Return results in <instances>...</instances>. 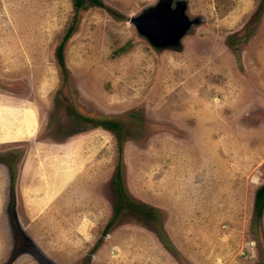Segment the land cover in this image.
I'll return each instance as SVG.
<instances>
[{
    "label": "rangeland",
    "instance_id": "rangeland-1",
    "mask_svg": "<svg viewBox=\"0 0 264 264\" xmlns=\"http://www.w3.org/2000/svg\"><path fill=\"white\" fill-rule=\"evenodd\" d=\"M103 1L62 68L73 0H0V264H264L261 0H185L162 49L131 21L159 0Z\"/></svg>",
    "mask_w": 264,
    "mask_h": 264
},
{
    "label": "water",
    "instance_id": "water-1",
    "mask_svg": "<svg viewBox=\"0 0 264 264\" xmlns=\"http://www.w3.org/2000/svg\"><path fill=\"white\" fill-rule=\"evenodd\" d=\"M186 9L185 0H159L132 17L131 21L155 48L178 46L190 27L198 22L197 19H190Z\"/></svg>",
    "mask_w": 264,
    "mask_h": 264
},
{
    "label": "trees",
    "instance_id": "trees-1",
    "mask_svg": "<svg viewBox=\"0 0 264 264\" xmlns=\"http://www.w3.org/2000/svg\"><path fill=\"white\" fill-rule=\"evenodd\" d=\"M74 2V16L72 17L71 23L68 26L58 48H57V60L62 68H65V61H64V46L70 36L74 33L76 29V24L79 22V14L81 11L86 10L89 8L90 5H96L105 8L108 10L110 13H114V11L106 5V3L103 0H73ZM264 5V0H261L259 9L256 10L254 13L255 15L261 11L262 7ZM108 126L110 127L111 130H113L119 138V142L122 139V133H121V127L120 125L113 120L108 121ZM117 172L115 174V179H114V188L117 191L118 197H119V205L118 209L123 207L125 199H126V192L122 183V174H121V162L118 164ZM13 181V180H12ZM133 209H136L138 211H143V207L138 204V203H130ZM254 212L257 217V221L260 223L263 212H264V184H262L257 190H256V195H255V202H254ZM118 213V211L116 212ZM146 214H149L145 211ZM112 221L108 222V224L105 227V231L111 227ZM22 237L19 238L21 240ZM19 243H21L19 241Z\"/></svg>",
    "mask_w": 264,
    "mask_h": 264
}]
</instances>
